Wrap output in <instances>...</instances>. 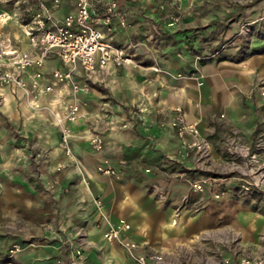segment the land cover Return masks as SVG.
<instances>
[{"label": "crops", "instance_id": "0c3cea01", "mask_svg": "<svg viewBox=\"0 0 264 264\" xmlns=\"http://www.w3.org/2000/svg\"><path fill=\"white\" fill-rule=\"evenodd\" d=\"M101 1L94 14L100 15L111 0ZM117 1L127 25L109 40L130 46L133 63L112 67L92 81L79 69L76 80L88 82L90 93L76 98L70 86L57 85L37 102L53 107L55 116L76 99L81 104L82 117L68 124L72 157L62 148L56 117L33 112L21 91L0 85V264H134L119 245L104 239L109 223L120 221L130 224V235L142 247L175 263L205 264L204 257L214 254L208 250L235 240L238 249L229 256L261 255L264 211L243 197L222 193L237 188L234 181L240 176H222L221 168L229 161L232 128L240 127L248 143L256 133L263 102L245 95L256 77L264 76V51L250 46L246 53H253L244 59L231 58L227 50L200 55L193 42L203 32L193 31L189 20L169 26L173 3ZM46 5L53 22L75 12L72 0H62L59 8L52 7V0ZM2 11L6 8L0 5ZM3 31L17 50L33 51L25 34L16 33V20ZM61 68L57 56H48L46 82ZM176 108L198 124L212 146L200 165L182 149L171 126ZM7 121L14 127H6ZM95 133L105 140L100 154L89 142ZM105 164L114 167L115 177L98 173ZM179 173L186 179L175 178ZM190 180L204 181L203 191H195ZM15 245L18 252L10 257Z\"/></svg>", "mask_w": 264, "mask_h": 264}, {"label": "built area", "instance_id": "2783aa9c", "mask_svg": "<svg viewBox=\"0 0 264 264\" xmlns=\"http://www.w3.org/2000/svg\"><path fill=\"white\" fill-rule=\"evenodd\" d=\"M25 3L37 2V9L31 7V21L26 25L25 36L28 38L33 51H20L14 48L12 39L4 33V27L13 20L8 11L0 12V85L9 87L13 91H21L30 100L33 107H39L40 98L54 92L57 85L71 87L72 94L77 98L79 93H90L88 82L80 83L76 80L79 69L83 71L87 81H92L99 73L108 69L121 68L133 63L130 46L117 47L109 38L118 27L125 28L126 19L120 11L117 0H111L104 5L100 15L94 14L93 9L101 4V0H72L75 12L66 16L60 22H53L46 0H20ZM62 0H52V7L59 8ZM180 17L171 18L169 26H176ZM50 55L57 56L62 68L50 74V83L46 82L44 73L45 62ZM264 96V92H262ZM61 126V145L66 155L73 156L70 141L73 132L69 123L82 117L81 104L77 99L65 113L55 116ZM171 126L180 142L182 149L193 156L197 165L210 157L212 146L203 135L197 123H190L182 108L174 110ZM237 132H233L228 139L227 154L231 161L242 159L246 166L254 167L258 163L257 156L251 154L248 148L242 147ZM91 149L95 153H102L105 149V140L101 134H92L89 138ZM126 165V162H121ZM99 174L115 177L116 172L112 165L105 164L97 168ZM175 178L186 179V175L179 173ZM192 188L197 192L204 189V181H191ZM217 197H219L217 195ZM100 206L101 203L97 201ZM131 226L125 221L118 225L109 223L104 239L110 244L119 245L127 258L134 264H172L160 252L149 251L142 247L130 235ZM19 247L13 246L8 252L13 257ZM80 258L81 252L76 251ZM74 264V263H73ZM191 264V263H185ZM222 264H264V253L256 257L242 258L236 262L224 260Z\"/></svg>", "mask_w": 264, "mask_h": 264}, {"label": "rangeland", "instance_id": "374dc122", "mask_svg": "<svg viewBox=\"0 0 264 264\" xmlns=\"http://www.w3.org/2000/svg\"><path fill=\"white\" fill-rule=\"evenodd\" d=\"M165 1L169 4L173 3L174 12L172 13V18L175 16L180 17V22L177 25L181 24L183 21L189 20L191 22L190 28L193 31L203 32L199 40L193 42L197 44L195 51L198 54L210 56L227 50L230 53L226 54H229L228 56L231 58L244 59L247 55L253 53L252 51L248 54L246 53V50H248L250 46H252L257 53L264 51V25H260V23L264 22V5L256 9L251 8L254 4L263 3L264 0ZM36 3L35 1L25 3L20 0H0V5L5 6L6 11L14 16L13 20H16V33L21 34H25V27L32 19V13H29L28 10L32 7L35 11L37 9ZM262 92H264V76L258 75L245 95V98L249 101H255L259 98L260 101L263 102L258 109L257 123L254 126L256 133L254 134L253 140L249 143L246 142L242 136L243 133L240 127L232 128V134L233 132H237L239 144L244 148H248L251 154L256 155L258 163L255 164L254 167H248L242 159H237L232 162L227 154V140L226 156L229 158V163L226 161L224 167L221 168L222 176L236 173L239 174L240 179L234 181L235 184L237 183V188H235L231 182L230 185L233 187L221 190V192L227 193V191H229L233 193L237 199L243 197L242 199L249 200L248 203L259 206L264 211V163L261 161L264 149V96ZM38 106L39 107H33L30 105V108L33 112H47L53 117L55 116L54 114L56 111H54L53 107L44 105ZM6 127L13 128L14 126L7 121ZM195 168L198 171H202V169L197 166H195ZM238 183L241 184L238 185ZM224 187H226V185H224ZM261 240L264 241V235L261 236ZM238 246V241L235 240L223 243L218 249L213 248L208 250V252L214 254L209 256V253L207 256L208 258L204 257L207 259V263L205 264H211L210 260L212 259L216 261L219 260L220 264H222L224 260L236 262L238 260L237 256H229V254L236 252ZM166 258L172 264H196L189 260L175 263L173 259Z\"/></svg>", "mask_w": 264, "mask_h": 264}]
</instances>
